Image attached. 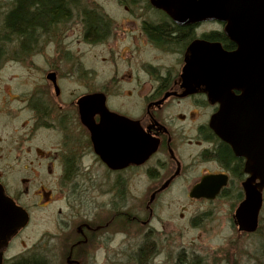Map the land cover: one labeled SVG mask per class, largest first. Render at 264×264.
Here are the masks:
<instances>
[{
    "label": "flooded vegetation",
    "instance_id": "1",
    "mask_svg": "<svg viewBox=\"0 0 264 264\" xmlns=\"http://www.w3.org/2000/svg\"><path fill=\"white\" fill-rule=\"evenodd\" d=\"M16 1L5 11L0 7V75L17 64L25 68L26 78L17 93L12 86V96L6 91L0 95V197L20 207L27 223L17 231L0 229V264L36 259L28 250L24 255L12 253L30 221L26 203L44 209L54 201L65 202L64 208L75 214L81 201L87 200L92 208L87 219L59 229L58 248L61 264H89L95 255V238L107 239H100V228L106 230L112 219L109 215L120 219L122 232L129 220L138 223L137 217L129 219L122 211L129 185L132 195L148 197L150 202L174 185L193 201L213 202L229 197L234 189L243 197L239 186L246 178L244 161L209 127L219 106L209 101L201 67L191 75L185 72L192 44L236 50L224 33V22L178 24L148 0H117L125 14L118 19L103 13L94 0H62L66 15L45 24L23 46L20 38L4 28ZM142 10L150 15L144 16ZM90 21L97 23L96 36ZM154 30L163 37L155 38ZM74 40L86 47L84 51L72 47ZM99 47L107 53L100 59L107 73L98 81L100 73L76 57L85 49L93 52ZM96 55L92 58L98 60ZM13 81L14 76L8 80ZM86 97L96 104L89 105L82 116L79 102ZM128 121L134 127L129 129ZM224 146L231 155L229 162L221 158ZM48 177H54L58 187H47ZM205 177H225L226 183L213 199L192 198L194 187ZM103 198L109 201L95 202ZM117 198L124 201L118 203ZM6 209L1 227L6 219L14 222V210ZM55 213L62 215L63 208ZM95 213L103 219H96ZM232 221L237 232L233 217ZM45 239L43 250L47 251L49 238ZM39 260L54 264L46 252Z\"/></svg>",
    "mask_w": 264,
    "mask_h": 264
},
{
    "label": "rangeland",
    "instance_id": "2",
    "mask_svg": "<svg viewBox=\"0 0 264 264\" xmlns=\"http://www.w3.org/2000/svg\"><path fill=\"white\" fill-rule=\"evenodd\" d=\"M13 1L0 0V7L5 11ZM94 2L100 8L102 6L103 13L106 12L116 19L125 15L117 0H94ZM133 10L139 11L138 8ZM145 12L142 10L140 13L144 16L150 15ZM71 42H73L72 47L76 46L80 50L84 47L79 45L78 40ZM3 47L11 48V45L4 44ZM92 51L85 49V52L77 56L76 60L80 59L86 68L96 69L100 73L98 81L103 80L107 73V65H103L100 59L107 53L101 47ZM95 52L98 60L92 58ZM165 59L166 57L162 61L164 62ZM15 67L0 75V95H4L6 91L12 96L13 93L10 91L12 86L15 88L14 93L18 92V87L22 88L26 71L22 65L16 64ZM12 76L15 77V81L9 83L8 80H11ZM53 178H45V185L50 189L54 186L58 187ZM128 191L125 198L126 208L122 211L128 214L129 219L133 216L137 217L138 223H132L129 220L123 233L118 226L120 219L109 215L108 218L112 219L106 230L105 227L100 228V236L102 235L100 239H107L99 241L95 238V255L89 264H264V192L258 229L252 234H237L233 229L232 217L237 204L243 197L236 189L233 190V194L230 193L229 197L213 202L189 200L181 193L178 185L172 186L171 190L154 198L151 202L148 197L137 198L132 195L131 192L134 191L132 185H129ZM54 195L56 200L57 194ZM103 199L95 202L103 205L109 201V199ZM123 201L124 199H116L118 203ZM81 202L82 207L79 213L75 214H71L74 210L69 211L64 208L65 202L62 205L54 201L44 209L31 207L25 202L29 207L30 221L14 242L12 253L24 255L28 250L34 258L40 259L46 252L50 262L61 264L58 241L61 239L62 232L59 229L65 230L68 227L64 226L73 224L76 226V223L87 219L91 204L88 206L87 200ZM113 203H115L114 200L110 202V204ZM146 205H149L150 211ZM59 207L63 208L62 215L55 213ZM103 212H105L104 209ZM96 213L95 218L102 220L103 216H97ZM45 238H49L47 251L43 250Z\"/></svg>",
    "mask_w": 264,
    "mask_h": 264
},
{
    "label": "water",
    "instance_id": "3",
    "mask_svg": "<svg viewBox=\"0 0 264 264\" xmlns=\"http://www.w3.org/2000/svg\"><path fill=\"white\" fill-rule=\"evenodd\" d=\"M148 1L178 24L224 22L226 37L237 47L226 52L217 44H192L187 51L185 72L191 75L196 67H201L209 101L219 105L209 127L237 158L245 160L243 171L248 177L242 183L244 199L233 218L239 232L253 233L258 226L264 190V0ZM234 91L240 95H234ZM95 102L90 97L79 102L82 116ZM127 123L132 128L133 124ZM216 182V188H210ZM225 183V177H205L194 187L191 197L213 199ZM6 208L14 210V222L6 219L0 229L13 231L23 227L26 213L1 196L0 218L3 210L7 214Z\"/></svg>",
    "mask_w": 264,
    "mask_h": 264
},
{
    "label": "trees",
    "instance_id": "4",
    "mask_svg": "<svg viewBox=\"0 0 264 264\" xmlns=\"http://www.w3.org/2000/svg\"><path fill=\"white\" fill-rule=\"evenodd\" d=\"M65 15L66 6L62 3V0H17L16 7L5 18L4 28L6 32L20 38L22 41L21 44L24 46L27 43H31L35 39L36 33L40 31L45 24H51ZM90 24L91 27H95V25H97L94 21H90ZM97 33L98 28L95 27L93 35L96 36ZM153 33L155 38L156 35L158 39L163 37V33H160V31L158 33V30H154ZM217 37V35L213 36V38L218 39ZM220 154L224 162H229L231 159L228 148L225 146L220 148ZM21 264L45 263L36 258L33 261Z\"/></svg>",
    "mask_w": 264,
    "mask_h": 264
}]
</instances>
